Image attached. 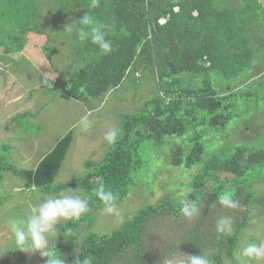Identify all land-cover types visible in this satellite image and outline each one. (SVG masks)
I'll return each instance as SVG.
<instances>
[{
	"label": "trees",
	"instance_id": "obj_1",
	"mask_svg": "<svg viewBox=\"0 0 264 264\" xmlns=\"http://www.w3.org/2000/svg\"><path fill=\"white\" fill-rule=\"evenodd\" d=\"M73 1L80 7L77 21L89 11L109 25L108 38L113 47L111 52L104 53L90 42L76 39L86 61L69 81H65L64 76L58 78L63 91L76 99L103 97L117 88L138 63L140 49L146 53V60L157 63L161 90L147 101L143 110L121 116L115 142L95 166L96 171L89 172L83 179L55 184L58 164L65 157L72 138L69 133L35 170H17L5 154L0 155V180L2 172L12 170L25 175L28 186L35 184L43 193L83 188L90 208H103L96 196L97 187L104 184L117 195V203L124 201L138 172L146 164L141 155V146L146 141L162 143L170 136L184 134L188 125L185 117L194 110L207 112L209 116H202L200 123L208 119L212 126L226 124L230 118L219 112L228 104L210 81L206 80L204 86L198 88L178 86L179 75L211 72L228 80L237 78L252 65L255 51L245 22L240 21L234 11L220 7L216 0H98L96 7L90 6L92 0L66 2ZM40 18L38 0H0V44L7 46L5 51L21 50L26 32L40 31L37 28ZM78 26L76 24V28ZM47 49L50 58L52 49ZM168 79L173 81L168 82ZM193 140L191 149L182 157H174L181 148L172 151L176 164L187 168L203 164L184 198L176 203L167 196L157 205L141 208L110 234L89 232L77 251L81 257H88L91 264H162L164 258L188 248L192 255H206L210 264H225L227 258H234L249 218L263 212V209L256 210L260 204L264 208L262 197L259 199L250 188L264 181V149L237 145L229 157L208 160L204 156L201 135ZM221 171L230 172L233 177L223 180L218 174ZM208 177L215 179L211 188H205ZM226 192L231 193L240 206L227 209L228 217H233L232 233L219 234L215 222L227 213L219 204L220 196ZM185 203L195 204L199 215L186 219L181 213ZM158 216H168L181 224L180 240L167 239L162 246L154 241L147 243L144 237L147 225ZM85 220L83 215L78 221H65L60 225L61 230H72L70 240L61 235L56 243L65 264H74L77 252L71 254V251L79 244L80 228ZM89 224L92 226V222Z\"/></svg>",
	"mask_w": 264,
	"mask_h": 264
},
{
	"label": "rangeland",
	"instance_id": "obj_2",
	"mask_svg": "<svg viewBox=\"0 0 264 264\" xmlns=\"http://www.w3.org/2000/svg\"><path fill=\"white\" fill-rule=\"evenodd\" d=\"M38 1L42 16L37 25L40 31L28 30L21 50L6 52L7 46L0 44V155L5 154L17 170H32L54 144L59 143V139L73 131L74 137L70 140L65 157L58 164L55 176V184L67 183L83 179L89 172L96 171L95 166L104 159L112 144L104 139L105 133L109 128L117 130L122 115L143 110L147 101L160 92L161 73L157 72V63L146 60V53L140 49L138 63L129 70L117 88L103 97L88 98V107L81 104L73 106L76 98L67 96L57 80L64 76V80L69 81L85 65L84 52L74 36L76 25L65 32L67 25L77 21L80 7L76 1ZM216 2L220 7L234 11L238 19L245 22L255 51L253 63L237 78L228 80L211 72L202 75L184 73L179 75L177 85L198 88L203 87L206 80L210 81L224 103L228 104L225 110L220 109L219 112L230 118L226 124L212 126L208 119L206 123H200L202 116H209L207 112L194 110L185 117L188 118V125L184 134L170 136L162 143L146 141L141 146V155L146 164L138 172L126 199L117 203L120 217L104 213L103 208L91 207L80 228L79 244L71 254L80 249L91 231L110 234L141 208L157 205L167 196L179 203L203 164L192 168L176 164L172 160V151L173 148H181L174 157H182L191 149L195 136L201 135V142L205 146L204 156L208 160L229 157L237 145L264 149V0ZM46 46L52 49L50 58ZM79 100L86 101V98ZM84 117H87L90 125L87 130L81 125ZM27 155L30 159H25ZM1 174L0 264H45L39 253L28 254L16 248L4 221L9 216L27 214L31 205L53 198L62 191L43 193L38 188L35 193L17 192L14 189L31 187L32 184L28 186L26 183L27 177L12 170ZM218 174L223 180L233 177L230 172L221 171ZM214 184L215 179L208 177L205 188H211ZM70 189H78L82 196L86 194L83 188ZM250 190L264 201V181L254 183ZM227 209L224 207L222 210L227 212ZM262 209L258 216L249 218L235 253L248 243L264 240V208L261 204L256 208L257 211ZM225 216H230V213L227 212ZM89 222H92V226ZM180 228L181 224L172 218L158 216L147 225L144 237L148 244L154 241L162 246L167 239L180 240ZM183 254L192 255L190 249L185 248L174 253L173 257L179 259ZM226 262L240 264L235 256L233 259L227 258Z\"/></svg>",
	"mask_w": 264,
	"mask_h": 264
},
{
	"label": "clouds",
	"instance_id": "obj_3",
	"mask_svg": "<svg viewBox=\"0 0 264 264\" xmlns=\"http://www.w3.org/2000/svg\"><path fill=\"white\" fill-rule=\"evenodd\" d=\"M98 0H92L91 7H96ZM79 26L75 29L76 39L80 42H90L97 46L102 52L109 53L113 42L108 38L109 25L93 16L89 11L78 21L67 25L66 31L72 30L73 25ZM84 130L90 126L87 117L81 120ZM117 138V130L109 128L104 139L108 143H114ZM17 192L35 193L38 186L33 184L30 188H16ZM96 196L103 204V212L120 217L117 208V195L104 184L96 189ZM219 204L228 209H236L240 206L239 201L233 199L231 193H223L219 198ZM90 210V200L79 194V190L69 188L67 192H60L53 198H46L31 205L27 214L22 216H9L4 223L13 244L22 252L28 254L39 253L45 264H65L64 255L58 250L56 242L63 235L68 239L72 230L66 228L61 230L63 221H78ZM199 208L192 203H185L181 213L186 219H193L199 215ZM215 230L219 234H231L233 221L231 217L220 216L216 219ZM236 260L240 264H264V240L258 243H248L235 253ZM74 264H91L88 257H81L77 252ZM162 264H210L206 255H187L176 258L163 259ZM228 264V262H226Z\"/></svg>",
	"mask_w": 264,
	"mask_h": 264
},
{
	"label": "crops",
	"instance_id": "obj_4",
	"mask_svg": "<svg viewBox=\"0 0 264 264\" xmlns=\"http://www.w3.org/2000/svg\"><path fill=\"white\" fill-rule=\"evenodd\" d=\"M67 96H68V95H67ZM69 97H70V96H69ZM71 98H72V97H71ZM88 103H89V100H88V99H86V101H81V100H79V99H77V100L75 99V103H74L75 105H73V106H76V104H81V105H83L84 107H88ZM71 130H72V129H71ZM69 132L72 133V136H73V131H69ZM69 132H68L67 134H69ZM65 136H66V135H65ZM65 136H64V137H65ZM64 137H63V138H64ZM73 137H74V136H73ZM63 138H61V139H63ZM61 139H59V140L57 141V143H58ZM55 146H56V144H54L53 148H54ZM53 148L50 150V152L53 150ZM50 152H49V153H50ZM100 153H103V151L100 152ZM45 156H46V154L42 157V159H43ZM26 158H27V159H30V157H29L28 155L25 156V159H26ZM41 161H42V160H41ZM41 161H40V162H41ZM40 162H39V163H40ZM39 163L37 164V166L39 165ZM37 166H36V167H37ZM36 167H35L34 169H32V170H35Z\"/></svg>",
	"mask_w": 264,
	"mask_h": 264
},
{
	"label": "built area",
	"instance_id": "obj_5",
	"mask_svg": "<svg viewBox=\"0 0 264 264\" xmlns=\"http://www.w3.org/2000/svg\"><path fill=\"white\" fill-rule=\"evenodd\" d=\"M163 22V21H162Z\"/></svg>",
	"mask_w": 264,
	"mask_h": 264
}]
</instances>
